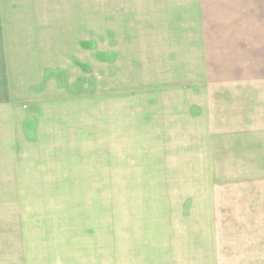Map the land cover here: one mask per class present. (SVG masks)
<instances>
[{
    "label": "rangeland",
    "instance_id": "1",
    "mask_svg": "<svg viewBox=\"0 0 264 264\" xmlns=\"http://www.w3.org/2000/svg\"><path fill=\"white\" fill-rule=\"evenodd\" d=\"M230 1L0 0L22 264H137L170 221L213 223L220 264H256L264 0ZM228 6L263 31L229 35Z\"/></svg>",
    "mask_w": 264,
    "mask_h": 264
},
{
    "label": "crops",
    "instance_id": "2",
    "mask_svg": "<svg viewBox=\"0 0 264 264\" xmlns=\"http://www.w3.org/2000/svg\"><path fill=\"white\" fill-rule=\"evenodd\" d=\"M231 2L236 4L237 0H231ZM228 7L232 8L227 20H229V24L232 26L231 31H233L229 35H247L255 32L259 34L263 31L259 29L255 31V27L258 24L253 18L257 16L258 11H256L257 13L254 12L255 10L252 11L251 6L245 8L243 11H238L232 6ZM230 19H233L234 22ZM235 25L236 28H234ZM3 68L1 70L0 67V264H7L8 262L22 264V254L21 250L18 249L19 240L17 237L19 212L17 206L13 204H16L17 180L26 181L25 165H23L24 157L22 152L19 155L21 157L16 155L17 160L15 162L14 151L18 150V143H15L14 146V141L16 140H14L15 135L12 129L11 118L18 117L15 114L10 117V106L7 103L8 94H6L7 89H5L6 82ZM255 129L264 130V124L255 121L253 126H246L247 131ZM19 139H21L20 136ZM16 174L18 177L20 175L22 177L17 179ZM170 223L157 226L154 235L137 245L133 261H136L137 264H220L221 251L218 248L221 244V241H219L221 236L218 237L217 229L213 223L210 225L198 224L199 227L198 225H190V223L173 224L172 221ZM260 223H262L260 220L248 222L250 227H255V230L252 231L257 232L258 236L262 235V231L258 228ZM261 240L260 236L259 241ZM262 242H264V239ZM249 255L250 253L248 252ZM263 258L264 247L259 246L257 250H254V263L264 264L262 263ZM130 259L128 256L127 263L132 264Z\"/></svg>",
    "mask_w": 264,
    "mask_h": 264
}]
</instances>
